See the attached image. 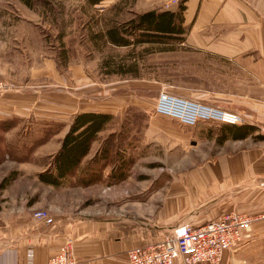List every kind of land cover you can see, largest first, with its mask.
I'll return each instance as SVG.
<instances>
[{"label":"rangeland","instance_id":"1","mask_svg":"<svg viewBox=\"0 0 264 264\" xmlns=\"http://www.w3.org/2000/svg\"><path fill=\"white\" fill-rule=\"evenodd\" d=\"M136 1L142 3L140 11L150 6L147 0H102L95 5L85 0H31V5L0 0L2 94L7 87H25L31 98L28 107L38 111L41 106L46 115L54 110L51 102L59 95L67 100L73 92L72 109L101 106L113 114L93 142L94 154L99 150L101 160L90 164L94 154L85 156L75 173L58 186L41 182L37 172L48 167L58 150L66 121L33 115L0 120V240L6 239L8 223L17 226L18 217L33 220L38 208L48 210L55 222L104 217L138 224L163 222L160 205L165 192L180 173L216 150L214 139L222 123L199 121L191 126L157 113L160 91L243 115L241 101L233 95L246 85L231 60L175 40L119 46L97 35L107 25L132 17ZM118 64L131 69L106 73ZM54 69L59 73L57 84ZM114 166H119L117 175L124 171L126 176L111 180ZM85 167H92L99 180L78 183ZM12 174L2 186L3 178ZM148 227L153 232L156 224ZM21 228L19 233L34 231L30 226ZM254 262L264 264L258 258Z\"/></svg>","mask_w":264,"mask_h":264},{"label":"crops","instance_id":"2","mask_svg":"<svg viewBox=\"0 0 264 264\" xmlns=\"http://www.w3.org/2000/svg\"><path fill=\"white\" fill-rule=\"evenodd\" d=\"M169 1L147 0L150 6L146 9H176V4L166 7L165 3ZM183 3L184 24L189 27L183 42L231 60L243 73L246 87L233 96L241 101L243 123L255 125V131L242 138L217 142L216 150L208 159L180 173L175 184L165 192L160 205V211L165 213L163 222L138 224L136 220L104 217L56 221L47 225L35 219L23 222L22 217H18L20 223L17 226L8 223L4 231L6 239L0 240V264H30L27 261L29 248L33 252L31 264H45L66 237L71 239L78 264H130L129 248L160 241L168 230L179 224H200L229 210L264 217V137L253 136L264 134V0H184ZM141 5L136 1L135 11H140ZM58 74L54 69L55 84ZM24 89L7 87L0 96V120H21L29 115L58 117V120L66 121L62 138L73 114L85 110L111 112L101 106L72 109V92L67 100H62L59 95L51 102L54 110L46 111L44 115L41 106L38 111L28 107L31 104L26 101L31 98H27ZM65 101L68 102L66 106L62 103ZM60 143L59 139L57 148ZM46 145L42 144V147ZM93 145L87 155L94 154L97 146L93 148ZM149 224H156L153 232L149 231ZM21 226L26 230L30 226L34 231L19 233ZM252 226L251 237L238 248L226 250L219 264H252L257 258L264 261L261 252L264 218ZM197 264L212 263L202 261Z\"/></svg>","mask_w":264,"mask_h":264},{"label":"built area","instance_id":"3","mask_svg":"<svg viewBox=\"0 0 264 264\" xmlns=\"http://www.w3.org/2000/svg\"><path fill=\"white\" fill-rule=\"evenodd\" d=\"M178 0L166 2V7ZM0 78V95L4 90ZM154 109L157 113L174 118L185 125L199 121L220 123H243L244 117L237 111L211 103L160 91ZM36 221L47 225L55 223L54 217L44 208L33 211ZM259 216L229 210L200 224L185 222L174 226L163 239L127 250L130 264H197L207 261L219 264L226 250H234L251 237V224ZM33 252L27 250V261L31 264ZM45 264H78L72 250L70 237H66L51 253Z\"/></svg>","mask_w":264,"mask_h":264},{"label":"trees","instance_id":"4","mask_svg":"<svg viewBox=\"0 0 264 264\" xmlns=\"http://www.w3.org/2000/svg\"><path fill=\"white\" fill-rule=\"evenodd\" d=\"M85 1L95 5L102 0ZM24 2L31 5V0H24ZM183 2L184 0H178L177 8L174 10L152 8L134 11V15L128 20L113 22L107 25L105 29L100 30L97 35L103 37L105 42L119 46L168 43L169 40H175L179 43L183 42L189 28L188 25L184 24L183 10L185 5ZM106 64L109 65L108 62ZM121 65L118 64L119 68H108L106 73L119 71L125 73L131 69L123 68V64ZM112 118V113L104 111L85 110L75 113L70 121L68 130L61 138L58 150L52 155V160L48 167L37 172L38 180L54 186L63 184L79 168L84 157L89 153L98 133L106 127ZM255 129V125L247 123H222L215 139L216 142L221 143L226 138H242L254 132ZM253 136L261 138L264 137V134L257 133ZM99 152L98 150L90 158V164L99 160L97 158ZM119 166H123V164H119ZM119 166L117 168L114 166L111 169L109 174L111 180L121 179L126 176L124 171L118 173V175L116 174ZM87 167L84 168V174H80L77 179L78 183L83 185L99 180V174L97 175L92 167ZM13 177V174L4 177L1 185L4 186Z\"/></svg>","mask_w":264,"mask_h":264}]
</instances>
